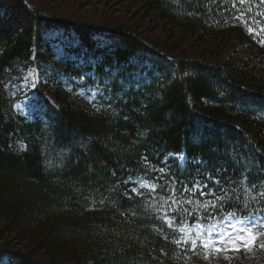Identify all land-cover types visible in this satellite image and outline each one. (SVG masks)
Listing matches in <instances>:
<instances>
[{
  "label": "trees",
  "instance_id": "trees-1",
  "mask_svg": "<svg viewBox=\"0 0 264 264\" xmlns=\"http://www.w3.org/2000/svg\"><path fill=\"white\" fill-rule=\"evenodd\" d=\"M131 1L165 33L167 51L232 35L239 43L222 63L198 54L172 59L119 26L66 21L29 0H0V264H200L171 243L179 236L157 219L159 205L146 191L125 197L136 185L123 181L145 176L144 155L159 167L168 153H185L184 167L168 158L177 180L191 187L210 173L233 181L225 184L230 194L235 189L242 202L260 207L251 197L264 183V47L232 18V0L222 7L220 0ZM253 2L252 12L259 7ZM54 31L76 42L70 51L83 54L99 77L119 64L113 71L120 78L108 74L103 91L113 97L111 108L101 97L96 110L47 103L35 120L14 109L3 83L20 64L54 63L47 41ZM146 59L159 76L140 86L131 78ZM241 206L225 210L243 215Z\"/></svg>",
  "mask_w": 264,
  "mask_h": 264
},
{
  "label": "rangeland",
  "instance_id": "rangeland-1",
  "mask_svg": "<svg viewBox=\"0 0 264 264\" xmlns=\"http://www.w3.org/2000/svg\"><path fill=\"white\" fill-rule=\"evenodd\" d=\"M30 4L40 8L47 15L57 16L66 21H75L80 24H89L101 27L119 26L124 31L135 33L141 36L150 46L162 49L164 55L172 59L181 57H194L218 63L223 62L236 49L234 35L225 36L204 44H196L189 41L188 46L178 49L175 52L167 51L160 45L162 36L165 33L161 28H156L154 20L145 18V14L139 12L138 5L131 0H29ZM264 24V20L261 21ZM163 34V35H162ZM264 36V32L259 33ZM47 41L53 48L54 63L46 65L43 62L34 60L17 66L12 76L3 83L7 98L14 101L15 109L29 115L32 120L43 117L44 103L56 107L72 103L76 106H83L90 110H96L95 103L100 97L93 98V92H98L99 86L105 77L98 74L92 76L89 64L85 58L70 51L75 41L62 32L54 31L48 34ZM73 65L78 68V74L73 72ZM104 76V75H103ZM28 77L29 81L36 80L37 87H26L21 90L14 85L25 83L23 78ZM40 91L43 96H40ZM28 105L21 109V106ZM24 145L16 144V150L20 151ZM185 161V158L182 162ZM164 222L163 220H161ZM254 231L262 233L255 244L245 248L243 245L239 251L228 249L220 253L215 251L199 249L195 257L200 264H264V227L256 228ZM158 254V253H157ZM160 256H164L159 253ZM206 257V258H205Z\"/></svg>",
  "mask_w": 264,
  "mask_h": 264
},
{
  "label": "snow or ice",
  "instance_id": "snow-or-ice-1",
  "mask_svg": "<svg viewBox=\"0 0 264 264\" xmlns=\"http://www.w3.org/2000/svg\"><path fill=\"white\" fill-rule=\"evenodd\" d=\"M220 4L222 7L223 0H220ZM255 6L253 0H232L230 9L236 13L232 18L237 22L242 21L248 34L254 39L259 33L264 32V24L261 23V20H264V11L253 14L252 9ZM259 7L264 9V0H259ZM256 16H259L260 19H256ZM260 44L264 46V39L260 40ZM23 79L25 83L13 87H19L21 90L26 87H37L36 80L29 81L28 77ZM108 91L111 92V88ZM97 95L108 104L109 108L112 107L113 97L111 95L105 97L102 89L93 92L94 99ZM27 106H21V109ZM261 118H264V114ZM171 156H175L178 161L184 160L183 153H168L161 162L162 166L157 167L149 161L147 155L142 156L141 164L145 176L139 180L129 178L123 181L125 185H136L124 193L125 197L128 199H133L136 196L143 198L145 190L149 191L150 199L159 205L156 209L159 212L157 219L163 220L168 229L173 232L181 233L179 239L171 241L177 247L184 245L192 252L205 249L220 253L229 247L231 250L239 251L242 245L247 248L249 245L255 244L262 233L254 231V229L264 226V183L259 185L262 190L251 197L256 204L260 205L258 208H253L247 201L242 202L240 197L235 195V189H231L232 194H230L229 188H226L225 184L234 183L231 180L222 182L221 179L210 173L204 175L203 180H195L191 187L187 183L177 180L168 165V158ZM193 163L201 167L204 165L203 159H197ZM149 173L155 175L148 179ZM209 181L215 187L210 188ZM247 181L248 176L245 174L239 184L243 187ZM252 188H257V185L252 184ZM243 190L245 193L249 191L247 188ZM197 193L200 198L194 199ZM206 197H210V199H204ZM233 202L242 205L239 211L243 215H238L237 210L226 212V206L230 207ZM177 217H179V227L176 225ZM193 217L195 219H192ZM155 230L161 231L159 228ZM164 238L168 239L167 236ZM260 246L264 247V244Z\"/></svg>",
  "mask_w": 264,
  "mask_h": 264
}]
</instances>
